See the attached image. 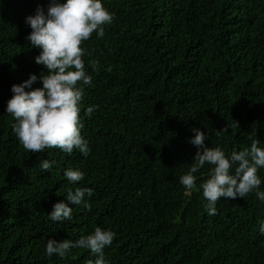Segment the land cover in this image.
Instances as JSON below:
<instances>
[{
	"label": "trees",
	"instance_id": "16d2710c",
	"mask_svg": "<svg viewBox=\"0 0 264 264\" xmlns=\"http://www.w3.org/2000/svg\"><path fill=\"white\" fill-rule=\"evenodd\" d=\"M103 2L112 23L82 43L92 76L80 102L84 156L32 153L13 132L12 85L46 72L25 17L49 0H0V264H88V249L48 257L45 246L97 226L115 233L107 264H264V202L254 192L222 197L208 215L199 185L212 165L194 174L190 194L179 182L197 151L193 127L226 154L253 139L264 146V0ZM43 159L54 161L50 172L40 170ZM68 168L84 179L70 183ZM258 175L264 190V168ZM78 186L93 189L91 207L72 205L71 219L52 221L53 204Z\"/></svg>",
	"mask_w": 264,
	"mask_h": 264
},
{
	"label": "clouds",
	"instance_id": "9594fccd",
	"mask_svg": "<svg viewBox=\"0 0 264 264\" xmlns=\"http://www.w3.org/2000/svg\"><path fill=\"white\" fill-rule=\"evenodd\" d=\"M112 21L113 14L103 0H49L47 10L38 5L35 14L25 17V23L31 28L26 40L30 47L40 49L35 63L43 65L46 72L32 73L22 83H14L5 112L14 118L12 130L26 150L40 153L55 147L68 154L74 149L84 156L89 154V140L81 133L84 124L80 117V102L84 87L92 84V76L85 68L82 43L93 32L103 37L105 25ZM90 63L95 69L98 62ZM37 80L42 81V86L33 87ZM94 107L90 105L86 114L90 116ZM226 130L227 127L222 131ZM191 131L194 135L189 142L197 147V151L190 168L179 178L186 194L197 188L194 174L207 163L212 167L199 188L207 201L208 215L217 213L216 202L222 197L234 200L254 192L264 202V190L260 188L262 178L258 175V169L264 168V146L258 140L253 139L249 147L226 154L220 146L206 143L201 128L193 127ZM53 164L54 161L43 159L39 168L50 172ZM64 176L76 184L84 179L85 173L79 168H68ZM66 194V201L55 202L49 212L54 222L71 219L72 205L91 207L88 198L93 194L92 188L78 186ZM259 232L264 234V220L259 221ZM114 235L112 230L97 226L93 232L75 241L50 237L45 254L65 257L71 254L72 248L79 247L90 250L95 256L88 264H107L104 249L111 245Z\"/></svg>",
	"mask_w": 264,
	"mask_h": 264
}]
</instances>
